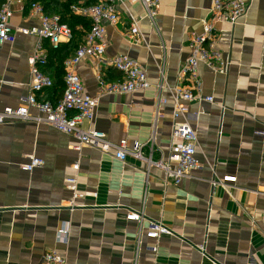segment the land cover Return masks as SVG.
I'll return each instance as SVG.
<instances>
[{"label": "crops", "instance_id": "0c3cea01", "mask_svg": "<svg viewBox=\"0 0 264 264\" xmlns=\"http://www.w3.org/2000/svg\"><path fill=\"white\" fill-rule=\"evenodd\" d=\"M212 3L160 0L156 25L144 15L142 3L129 4L141 18L142 44L129 41L131 19L124 8L120 21L107 26L105 59L129 54L146 68L152 86L104 94L86 126L105 132L112 142L126 138L130 148L138 141L142 158L128 154L122 161L114 149L88 143L78 151L75 135L47 124L0 123V264H44L52 250L66 264H264V0H253L237 24H216L225 71L199 66L202 93L214 97L188 104L202 167L177 183L155 164L170 152L175 122L171 92L160 84L186 85L179 70L191 54L190 37L203 31ZM12 22L37 24L19 9ZM77 28L85 35L81 25ZM37 41L19 33L0 45V109L26 103L29 56ZM45 46L50 58L42 68L56 80L64 61L59 67L58 57L51 55L50 48L58 46L48 41ZM103 70L109 81L122 77L110 65ZM78 71L86 92L98 96L95 61L84 60ZM62 94L46 89L38 97L57 102ZM161 97L168 102L160 103ZM31 113L38 112L31 108ZM31 154L44 164L27 171L23 165ZM75 174L80 196L66 183ZM226 175L236 176V182L213 187L214 179ZM132 210L144 212L142 223L127 218ZM151 221L163 222L175 235L148 238ZM64 228L65 240L60 238Z\"/></svg>", "mask_w": 264, "mask_h": 264}, {"label": "built area", "instance_id": "2783aa9c", "mask_svg": "<svg viewBox=\"0 0 264 264\" xmlns=\"http://www.w3.org/2000/svg\"><path fill=\"white\" fill-rule=\"evenodd\" d=\"M0 45L6 41H15L17 34L35 35L38 38L33 52L29 56L31 67L30 93L25 99L26 103L17 107L6 106L0 109V123L7 120L19 119L33 121L37 125L47 124L59 131L73 134L78 139L75 149L80 151L84 144L97 145L103 151H116V157L125 161L128 154L142 158V144L134 142L130 148L126 138L119 142H112L107 134L101 130L86 126L92 123L99 99L104 94H128L148 89L152 86L148 72L136 59L127 53H117L105 59L108 39V24L116 25L120 21L121 8H124L131 19L129 41L132 44H142L145 40L140 27L141 18L130 9L129 4L142 3L145 16L153 25H156L158 6L160 0H95L93 3L81 1L71 6L75 15L86 17L91 26L77 47L74 54L64 60L65 88L61 98L57 102L39 99L38 94L54 85V79L42 69L48 62V50L45 41L52 46H58L62 42L70 41L74 37V30L62 21L60 14H48L41 2H33L26 9V0H0ZM253 0H213L210 15L203 22V31L190 37L191 54L179 70V75L186 80V85L176 84L166 86L163 82L160 89L167 88L171 92L174 102L173 117L175 119L171 136V148L166 158L155 162L162 168L167 178H172L179 183L188 176L192 169L202 167L197 157L199 138L195 127L187 120L189 103L193 100L214 101L213 96H205L202 93L203 81L199 66L204 63L217 71L224 72L226 63L223 54L217 47L218 22L237 24L240 18L246 15ZM16 9L24 12V15L35 20L37 24L29 26L15 25L12 22ZM87 59L95 61L97 68V81L100 92L98 96H91L85 90L83 79L78 71L79 65ZM110 65L121 72L118 80L106 79L103 67ZM160 103H167L168 98L161 97ZM31 108L37 110V114L31 113ZM264 134V130H263ZM44 164V160L31 154L29 161L23 165V169L33 171ZM237 177L226 175L212 181L213 187H228L229 183L236 182ZM67 186L74 191L75 196L82 195L78 189L77 174L66 178ZM129 220L142 223L145 218L143 211L132 210L127 214ZM264 230V210L262 214ZM67 229L60 230V238H67ZM163 235H175L163 222L151 221L146 236L158 240ZM157 250V246L154 247ZM44 264H66V258L56 250L45 254Z\"/></svg>", "mask_w": 264, "mask_h": 264}, {"label": "trees", "instance_id": "16d2710c", "mask_svg": "<svg viewBox=\"0 0 264 264\" xmlns=\"http://www.w3.org/2000/svg\"><path fill=\"white\" fill-rule=\"evenodd\" d=\"M81 1L90 4L93 3L95 0H26V9H28V7H30L33 2H41L44 5V8L48 14H60L62 17V21L68 23L74 30L73 39L71 40V42L69 41V43L66 44L65 47L62 48V46H58L56 48H50L51 55H55L56 57H58L57 60L59 62V67L68 56L72 55V53L76 51L77 47H79L80 43L83 40V36H85L84 31L78 30L77 27L81 25L86 31H88L91 26V22L88 18L75 15L72 11L71 6ZM59 53H62L60 57ZM51 65L52 62L50 63V66ZM44 72H47V68ZM64 75V70L62 71L59 69L58 74L56 76V80H54V85L48 89H51L52 92L64 91Z\"/></svg>", "mask_w": 264, "mask_h": 264}, {"label": "rangeland", "instance_id": "374dc122", "mask_svg": "<svg viewBox=\"0 0 264 264\" xmlns=\"http://www.w3.org/2000/svg\"><path fill=\"white\" fill-rule=\"evenodd\" d=\"M79 32H81V31H79Z\"/></svg>", "mask_w": 264, "mask_h": 264}]
</instances>
